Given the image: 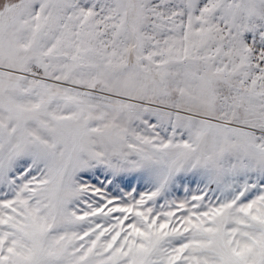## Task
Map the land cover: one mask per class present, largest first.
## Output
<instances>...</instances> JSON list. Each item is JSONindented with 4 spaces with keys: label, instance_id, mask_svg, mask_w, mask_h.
Wrapping results in <instances>:
<instances>
[{
    "label": "snow or ice",
    "instance_id": "snow-or-ice-1",
    "mask_svg": "<svg viewBox=\"0 0 264 264\" xmlns=\"http://www.w3.org/2000/svg\"><path fill=\"white\" fill-rule=\"evenodd\" d=\"M0 264H264V0H0Z\"/></svg>",
    "mask_w": 264,
    "mask_h": 264
}]
</instances>
